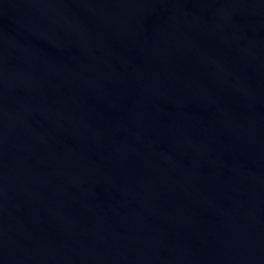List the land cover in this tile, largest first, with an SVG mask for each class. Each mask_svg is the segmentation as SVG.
<instances>
[{"label": "water", "instance_id": "95a60500", "mask_svg": "<svg viewBox=\"0 0 264 264\" xmlns=\"http://www.w3.org/2000/svg\"><path fill=\"white\" fill-rule=\"evenodd\" d=\"M0 264H264V0H0Z\"/></svg>", "mask_w": 264, "mask_h": 264}]
</instances>
